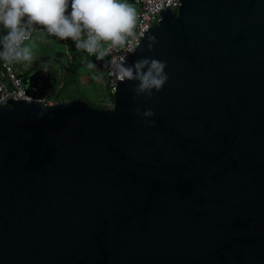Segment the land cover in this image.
<instances>
[{"label":"water","instance_id":"obj_1","mask_svg":"<svg viewBox=\"0 0 264 264\" xmlns=\"http://www.w3.org/2000/svg\"><path fill=\"white\" fill-rule=\"evenodd\" d=\"M140 58L150 98L49 105L47 69L0 104V264H264V0H180Z\"/></svg>","mask_w":264,"mask_h":264},{"label":"clouds","instance_id":"obj_2","mask_svg":"<svg viewBox=\"0 0 264 264\" xmlns=\"http://www.w3.org/2000/svg\"><path fill=\"white\" fill-rule=\"evenodd\" d=\"M168 4L171 6L173 0H168ZM135 22V9L126 0H0V25L7 30L0 38V59L31 63L32 49L24 42L33 25L42 26L61 40L71 39L78 49L102 59L112 48L126 44ZM154 43L155 37H149V50ZM166 66V61L140 58L131 65L117 63L115 75L120 81H138L133 88L135 93L150 98L153 89L162 90L168 80ZM87 67L92 69L95 65L89 63ZM142 115L151 117L154 113L146 109Z\"/></svg>","mask_w":264,"mask_h":264},{"label":"built area","instance_id":"obj_3","mask_svg":"<svg viewBox=\"0 0 264 264\" xmlns=\"http://www.w3.org/2000/svg\"><path fill=\"white\" fill-rule=\"evenodd\" d=\"M126 2L137 7L135 10L136 22L133 28V35L127 37L126 44L112 48L102 59H98L96 55H89L86 51L79 49L83 56L90 58L91 63L95 65L92 69L101 76L104 87L107 90V94L101 103L105 109H111L115 105L114 93L120 81L115 75V65L126 62L128 56L140 43L141 38L157 22L161 10L170 8L176 11L180 5V0H173L171 6H169L168 0H126ZM36 30H40L39 26H36ZM29 32L30 36L26 41L32 36V32ZM103 46L107 48L108 44ZM0 50H2V45H0ZM11 99L29 101L31 96L27 93L21 77L15 71V63L0 59V104H5ZM40 101L49 105L56 103L46 96L42 97Z\"/></svg>","mask_w":264,"mask_h":264},{"label":"rangeland","instance_id":"obj_4","mask_svg":"<svg viewBox=\"0 0 264 264\" xmlns=\"http://www.w3.org/2000/svg\"><path fill=\"white\" fill-rule=\"evenodd\" d=\"M130 5L136 10L137 7L135 5ZM36 26H39L40 30H36ZM28 30L32 32V36L25 42V45L32 49L33 58L35 57L42 60L40 66H53L57 72V76L60 74V66L62 67L68 62L73 52L79 51L74 41L72 43H70L68 39L62 41L58 37L50 35L47 30L40 25H33ZM14 63L17 64V62ZM89 63H91L90 58L81 55L79 70L82 71V75L89 70H93L87 67ZM88 77L91 78L90 82L86 83L80 81L79 86L73 88L71 93L74 96L87 99L96 106H101L107 94L101 76L96 71L95 74H91Z\"/></svg>","mask_w":264,"mask_h":264},{"label":"trees","instance_id":"obj_5","mask_svg":"<svg viewBox=\"0 0 264 264\" xmlns=\"http://www.w3.org/2000/svg\"><path fill=\"white\" fill-rule=\"evenodd\" d=\"M7 30L3 27V25H0V38L5 35ZM61 40V39H60ZM63 41V40H62ZM70 43L73 42V40L68 39ZM67 45L68 42L66 41ZM80 51L73 52L72 57L68 60L66 64H64L60 69V74L56 77V83L51 88L49 92L45 94L46 97L51 98L55 102H64L71 99H84L86 100L91 106L96 108H104L101 106H96L92 104L90 101H88L85 98L74 96L71 93V90L73 88H77L80 84V76L82 75V71L79 70V65L81 62V53ZM89 76L91 74H95L96 71L89 70L87 72Z\"/></svg>","mask_w":264,"mask_h":264},{"label":"flooded vegetation","instance_id":"obj_6","mask_svg":"<svg viewBox=\"0 0 264 264\" xmlns=\"http://www.w3.org/2000/svg\"><path fill=\"white\" fill-rule=\"evenodd\" d=\"M41 62H42L41 59L35 58V57L31 61V63L17 62V64H15V71L21 77L22 81L24 77L31 71L52 69L55 71V75H57V72L53 68V66H50V65L40 66ZM60 69H61V66H60Z\"/></svg>","mask_w":264,"mask_h":264},{"label":"crops","instance_id":"obj_7","mask_svg":"<svg viewBox=\"0 0 264 264\" xmlns=\"http://www.w3.org/2000/svg\"><path fill=\"white\" fill-rule=\"evenodd\" d=\"M57 76V75H56ZM89 75L87 73H84L83 75L80 76V81H83V82H90L91 81V78L88 77Z\"/></svg>","mask_w":264,"mask_h":264}]
</instances>
